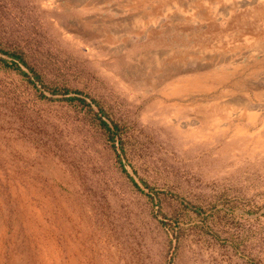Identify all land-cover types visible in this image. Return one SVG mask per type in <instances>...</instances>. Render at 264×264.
<instances>
[{
  "label": "rangeland",
  "instance_id": "1",
  "mask_svg": "<svg viewBox=\"0 0 264 264\" xmlns=\"http://www.w3.org/2000/svg\"><path fill=\"white\" fill-rule=\"evenodd\" d=\"M0 264H264V0H0Z\"/></svg>",
  "mask_w": 264,
  "mask_h": 264
},
{
  "label": "bare ground",
  "instance_id": "2",
  "mask_svg": "<svg viewBox=\"0 0 264 264\" xmlns=\"http://www.w3.org/2000/svg\"><path fill=\"white\" fill-rule=\"evenodd\" d=\"M147 7V6H146ZM145 8V7H144ZM150 8V9H149ZM169 8V7H168ZM146 9V8H145ZM145 9H144V11H145ZM172 9V8H171ZM141 11V10H140ZM141 13V12H140ZM146 16L147 17H149L150 18V21H155L156 19H157V17L155 16V13H154V11H153V9L151 8V7H149L148 6V8H147V10H146ZM143 14V13H142ZM141 15V14H140ZM140 15H138V16H140ZM142 17V16H141ZM140 17V18H141ZM143 17H145V16H143ZM142 17V18H143ZM160 54H162V53H160ZM201 68V67H200Z\"/></svg>",
  "mask_w": 264,
  "mask_h": 264
}]
</instances>
